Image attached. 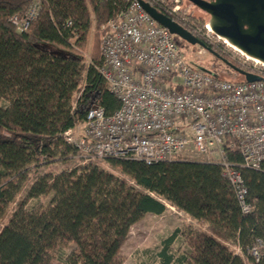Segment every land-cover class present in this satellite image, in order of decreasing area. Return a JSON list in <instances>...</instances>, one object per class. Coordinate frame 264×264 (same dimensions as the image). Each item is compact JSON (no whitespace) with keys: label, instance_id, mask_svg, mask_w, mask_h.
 <instances>
[{"label":"trees","instance_id":"trees-1","mask_svg":"<svg viewBox=\"0 0 264 264\" xmlns=\"http://www.w3.org/2000/svg\"><path fill=\"white\" fill-rule=\"evenodd\" d=\"M37 2V18L17 32L11 18ZM127 6L128 0H0V264H121L131 227L148 214L162 215L167 205L196 226L173 231L158 254L160 264H264V162L259 171L239 169L252 209L247 215L217 164L110 160L117 174L97 165L38 173L76 156L60 136L89 111L102 108L110 116L119 109L96 70L102 63L97 37ZM175 40L180 50V44L201 49ZM235 74L239 80L216 76L245 82ZM226 153L229 162L241 164L237 150ZM47 197V206L29 207ZM177 237L185 253L170 250ZM257 241L256 262L250 250ZM66 246L71 251L60 253Z\"/></svg>","mask_w":264,"mask_h":264},{"label":"built area","instance_id":"built-area-1","mask_svg":"<svg viewBox=\"0 0 264 264\" xmlns=\"http://www.w3.org/2000/svg\"><path fill=\"white\" fill-rule=\"evenodd\" d=\"M143 1L198 39L223 44L241 69L261 79L236 83L204 73L137 0H128L127 8L100 28L102 63L96 67L120 107L110 116L102 108L92 109L81 132L78 124L60 138L76 151L78 166L110 160L217 164L247 215L252 209L239 169L259 171L264 162V66L195 24L193 7L184 0ZM39 9L37 2L13 16L16 31L26 32ZM229 149L239 152L240 165L228 161ZM261 247L257 241L250 250L256 262Z\"/></svg>","mask_w":264,"mask_h":264},{"label":"rangeland","instance_id":"rangeland-1","mask_svg":"<svg viewBox=\"0 0 264 264\" xmlns=\"http://www.w3.org/2000/svg\"><path fill=\"white\" fill-rule=\"evenodd\" d=\"M189 4V3H188ZM193 7V6H192ZM195 17H200L204 22L198 24L193 18L194 23L201 26L205 25L208 21V17L198 11L195 7L192 8ZM94 29L92 28L90 35L88 37V51L86 53L87 65L89 64V51H91V46L94 43ZM100 37H97L98 47H100ZM181 50L185 51L187 57L191 62L196 64L198 67L203 69H208L215 75H219L224 79L231 81L239 80L240 77L232 72L228 67L221 63L218 59H215L212 55L207 53L205 50L200 49L198 51H190L185 44H180ZM213 47L219 49L220 52L229 60V62L234 63L242 68L237 60H235L229 50L225 49L223 44H213ZM78 130L81 132V124ZM77 132L80 134V132ZM79 160L73 157L66 164H57L55 167L46 168L39 170L38 173L43 172H58L62 169H73L78 166ZM97 166L117 174L110 167L107 166L106 162L100 163ZM125 181L134 186L132 182L125 179ZM24 195V194H22ZM49 197L39 198L35 201H31L29 207L34 206H47L49 202ZM186 225L196 226L192 220H190L183 213L177 212L175 209L166 206V211L160 215L155 216L148 214L141 221L133 225L122 242L120 249V256L122 257L121 264H160L158 260V254L162 250L163 242L173 233L176 229H182ZM202 230V229H200ZM72 246H66L60 253L67 254L71 251ZM170 250L174 254L185 253L187 247L182 237H177L175 241L171 244ZM246 264H250L247 262Z\"/></svg>","mask_w":264,"mask_h":264},{"label":"water","instance_id":"water-1","mask_svg":"<svg viewBox=\"0 0 264 264\" xmlns=\"http://www.w3.org/2000/svg\"><path fill=\"white\" fill-rule=\"evenodd\" d=\"M143 10L160 26L190 46H198L218 59L226 67L244 78L247 83L259 76L244 71L208 48L196 36L143 0H137ZM208 17L205 24L210 33L225 44L264 66V0H184ZM204 73L212 72L200 68Z\"/></svg>","mask_w":264,"mask_h":264},{"label":"flooded vegetation","instance_id":"flooded-vegetation-1","mask_svg":"<svg viewBox=\"0 0 264 264\" xmlns=\"http://www.w3.org/2000/svg\"><path fill=\"white\" fill-rule=\"evenodd\" d=\"M204 1H212V0H204Z\"/></svg>","mask_w":264,"mask_h":264},{"label":"bare ground","instance_id":"bare-ground-1","mask_svg":"<svg viewBox=\"0 0 264 264\" xmlns=\"http://www.w3.org/2000/svg\"><path fill=\"white\" fill-rule=\"evenodd\" d=\"M230 47V46H229ZM231 48V47H230ZM233 49V48H232ZM236 51V50H235Z\"/></svg>","mask_w":264,"mask_h":264}]
</instances>
